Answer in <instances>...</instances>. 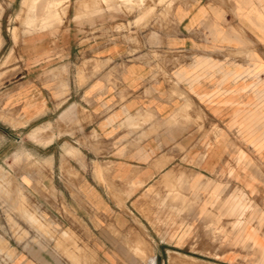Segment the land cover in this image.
Returning a JSON list of instances; mask_svg holds the SVG:
<instances>
[{
    "label": "crops",
    "instance_id": "1",
    "mask_svg": "<svg viewBox=\"0 0 264 264\" xmlns=\"http://www.w3.org/2000/svg\"><path fill=\"white\" fill-rule=\"evenodd\" d=\"M25 1L0 0V112L96 264H264V0H56L22 33Z\"/></svg>",
    "mask_w": 264,
    "mask_h": 264
},
{
    "label": "rangeland",
    "instance_id": "2",
    "mask_svg": "<svg viewBox=\"0 0 264 264\" xmlns=\"http://www.w3.org/2000/svg\"><path fill=\"white\" fill-rule=\"evenodd\" d=\"M42 1L46 3L26 0L20 5L18 32L30 33L62 23L63 12L70 4L66 8L63 2ZM103 2L109 7V2ZM145 6L143 0H118L117 8L128 15L142 12ZM30 17L34 20H28ZM244 58L248 63L253 59L249 54ZM256 70L253 68V73ZM22 124L17 115L6 114L4 109L0 112V264H46V260L36 258V253L52 256L50 263L96 264L88 229L70 212L62 197L42 184L41 178L52 165L32 159L36 147L30 141V127L18 130ZM44 156L46 153H42Z\"/></svg>",
    "mask_w": 264,
    "mask_h": 264
},
{
    "label": "bare ground",
    "instance_id": "3",
    "mask_svg": "<svg viewBox=\"0 0 264 264\" xmlns=\"http://www.w3.org/2000/svg\"><path fill=\"white\" fill-rule=\"evenodd\" d=\"M39 129H40V128H39ZM33 131H34V130H33ZM39 131H41V129H40ZM35 133H36V130H35V132H33V134H35ZM38 133H41V132H38V129H37V134H38ZM37 134H35V135L37 136ZM30 135H32V133H30ZM35 135H34V136H35ZM32 136H33V135H32ZM181 175H182V174H181ZM197 192H198V191H197Z\"/></svg>",
    "mask_w": 264,
    "mask_h": 264
}]
</instances>
